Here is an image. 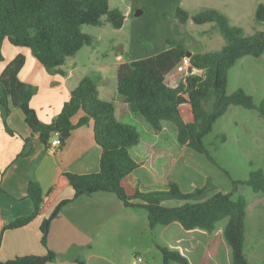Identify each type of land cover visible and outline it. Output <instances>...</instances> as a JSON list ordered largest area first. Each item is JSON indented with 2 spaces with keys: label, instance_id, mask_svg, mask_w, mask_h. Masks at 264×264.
<instances>
[{
  "label": "trees",
  "instance_id": "trees-1",
  "mask_svg": "<svg viewBox=\"0 0 264 264\" xmlns=\"http://www.w3.org/2000/svg\"><path fill=\"white\" fill-rule=\"evenodd\" d=\"M105 16L114 28L123 25L125 16L118 8L109 6L108 0H0V61L3 59L2 44L8 40L18 47H27L36 59L51 72L64 74L61 66L84 45H91L93 37L82 32L83 25H100ZM196 24L214 23L225 40L221 49L190 56L191 66L201 70L185 77L177 86L167 83L168 75L175 70L188 50L182 44L173 45L151 57L130 60L118 65L116 91L129 110L142 117L154 131L159 132L164 122L176 126V140L180 145L205 155L229 177L233 184L231 192L217 191L207 197L209 181L203 187L183 193L174 181L165 189L137 190L128 195L122 186V179L136 169L139 163L130 150L138 145L141 134L131 124L119 121L111 101L100 98L96 82L85 76L72 88L67 101L50 123L41 122L30 106L34 94L31 84L19 80L18 72L24 64V56L17 55L9 61L0 73V114L7 133L14 134L7 119L12 109H19L32 135L46 148L56 136L62 149L73 129L92 122L93 138L100 147L99 170L95 173L76 174L61 172L55 183L45 194L34 175L35 161L26 171V194L33 204L30 214L19 216L4 224L6 229L18 228L41 214L54 195L64 186L74 190L72 199L61 200L45 217L39 227L40 242L47 248L44 255H21L0 261V264H45L56 258L48 248V231L51 221L61 209L80 196L96 193H112L127 208H142L146 211L150 229L157 225L178 223L184 230L195 228L211 232L216 224L227 218L223 236L231 248L232 264H252L244 251L247 201L242 195L234 196L239 184L248 185L255 193L264 197V171L254 169L245 180H234L221 167L204 145L203 138L211 131L213 123L230 106L255 110L264 120V103L256 104L244 89L227 93L228 72L243 56L259 57L264 52V37L260 32L245 35L242 27L233 25L227 16L215 8H207L189 15L177 7L175 18L184 23L188 18ZM255 21H264V4L259 3ZM188 104L192 121H185L181 107ZM205 105H209L206 109ZM79 111L83 115L74 124L72 117ZM22 149L17 157L32 152L33 139H23ZM167 199L186 200L179 206H165ZM162 255V264L172 261L190 264L183 254L167 246L156 244ZM85 264L82 260H77Z\"/></svg>",
  "mask_w": 264,
  "mask_h": 264
},
{
  "label": "rangeland",
  "instance_id": "rangeland-1",
  "mask_svg": "<svg viewBox=\"0 0 264 264\" xmlns=\"http://www.w3.org/2000/svg\"><path fill=\"white\" fill-rule=\"evenodd\" d=\"M108 3L122 11L125 16L123 25L114 28L105 16L100 25H83L82 32L91 35L93 43L78 50L76 62L68 57L66 63L68 67L78 65L81 72L99 84L115 83L112 70L118 54L123 61H130L151 57L177 44L184 45L188 52L221 49L225 40L214 23L196 24L190 17L180 23L175 18L177 7L189 15L215 8L227 16L231 24L242 27L245 35L264 32V21L260 24L255 21L257 5L264 4V0H108ZM137 10L139 14H136ZM185 70L187 66L171 72L167 83L177 86L185 77ZM238 88L249 93L256 104L264 103V52L259 57L243 56L229 69L226 91L229 94ZM205 107L209 109V105ZM183 115L186 116L185 111ZM123 121L132 124L145 137V132L137 124L130 119ZM169 138L175 137L171 134ZM203 142L234 180H245L254 169L264 171V120L255 110L230 106L213 123ZM186 150L191 153L185 152L180 159L184 166L176 165L171 174L181 192L203 187L207 181L210 183L207 197L217 191L227 193L233 190L231 180L222 169L205 155L188 147ZM238 195L247 201L245 254L252 264H264V197L246 184L237 185L234 196ZM186 202L167 199L162 204L179 206ZM134 215L137 218L132 225L135 233L111 236L113 238L108 242L121 249L120 257L114 258L117 261L119 259L123 264H162V255L156 246L160 244L179 251L190 264H232L231 248L223 236L227 218L219 221L211 232L201 228L184 230L178 223L157 225L145 232L141 226L146 211L137 208ZM170 264L179 263L172 261Z\"/></svg>",
  "mask_w": 264,
  "mask_h": 264
},
{
  "label": "crops",
  "instance_id": "crops-1",
  "mask_svg": "<svg viewBox=\"0 0 264 264\" xmlns=\"http://www.w3.org/2000/svg\"><path fill=\"white\" fill-rule=\"evenodd\" d=\"M77 52L71 56L75 62ZM2 55L0 73L15 56H24V64L18 72V78L34 87L29 104L43 123H50L55 118L63 103L68 100L72 88L81 78L89 76L81 72L78 65L68 67L67 60L61 66L64 74L48 71L29 48L13 46L8 40L2 44ZM116 60L112 70L115 83L99 84L91 78L97 84L100 98L114 104L116 118L121 122H124L123 119H130L146 134L145 137L141 136L138 145L130 150L131 156L139 166L122 179V186L128 195L137 190L165 189L169 181H174L171 176L174 167H183L180 159L184 154L191 152H186L187 147L177 142L174 124L164 122L162 129L156 132L142 120L143 118L132 113L128 104L120 99L116 91L117 68L126 61L122 60L120 54L116 55ZM180 110L185 121H192L188 104L183 105ZM184 111L186 116L183 115ZM82 115L83 112L79 111L72 117V123L75 124ZM7 124L14 134L6 132L0 114V230L7 222L28 215L33 210V204L26 194V171L32 161H35L34 175L45 199L47 189L55 183L61 172H98L101 153L93 138L91 121L73 129L62 149H46L37 140V135H32L19 109H12ZM171 134L175 138L170 139ZM26 137L33 139L32 152L27 156L17 157ZM189 172L191 175V170ZM73 195L72 187L64 186L54 195L44 211L29 223L4 230L1 233L0 261L21 255H44L47 248L40 242V224L61 200L72 199ZM136 209L125 207L112 193L83 195L72 200L50 223L48 248L56 254V258L45 264H80L77 260H82L85 264H123L121 260L114 259L120 257L121 249L108 242L112 240L111 236H129L135 233L136 229L132 225L137 220L134 215ZM148 229L150 228L146 216L141 230L146 232Z\"/></svg>",
  "mask_w": 264,
  "mask_h": 264
},
{
  "label": "built area",
  "instance_id": "built-area-1",
  "mask_svg": "<svg viewBox=\"0 0 264 264\" xmlns=\"http://www.w3.org/2000/svg\"><path fill=\"white\" fill-rule=\"evenodd\" d=\"M182 66H187V70L184 71V76L187 77L188 75L194 74V73H200L201 70L191 66L190 64V57L185 55L179 62V64L176 66L175 70H180ZM174 71V70H173ZM183 71V70H182ZM169 76V75H168ZM185 77L182 79L184 80ZM170 85V84H169ZM172 86V85H170ZM60 143L58 138L55 136L51 141H50V145L49 148H57L59 147ZM138 261L140 262V258L138 259Z\"/></svg>",
  "mask_w": 264,
  "mask_h": 264
},
{
  "label": "water",
  "instance_id": "water-1",
  "mask_svg": "<svg viewBox=\"0 0 264 264\" xmlns=\"http://www.w3.org/2000/svg\"><path fill=\"white\" fill-rule=\"evenodd\" d=\"M140 13V11L139 10H137V12H136V14H139ZM260 36L261 37H264V32H260ZM187 55H191V53L190 52H187Z\"/></svg>",
  "mask_w": 264,
  "mask_h": 264
}]
</instances>
